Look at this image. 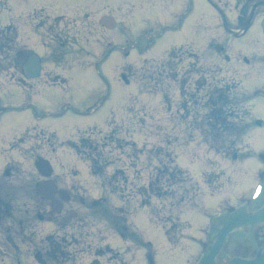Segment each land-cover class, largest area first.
Returning a JSON list of instances; mask_svg holds the SVG:
<instances>
[{"label":"rangeland","instance_id":"374dc122","mask_svg":"<svg viewBox=\"0 0 264 264\" xmlns=\"http://www.w3.org/2000/svg\"><path fill=\"white\" fill-rule=\"evenodd\" d=\"M178 1L0 0L1 25L8 23L21 25L24 16L29 15L25 26L29 24L31 33L40 34H37V39L34 40V48L43 56L45 63L50 62L47 57L55 48L56 50L59 48L65 36L69 37L66 45L69 46L71 43L72 47L69 51L72 55L76 54L75 49L81 52L82 68L84 66L89 68L90 65L96 63L95 53L105 50L104 56H108L106 61L100 65L101 75L92 68L87 70L77 66L70 68L72 62H69V67L54 68V72L65 80V84L61 82L54 85L35 83L34 91L33 84L32 86L27 85V88L33 91L30 93L18 85L3 88L4 81L0 79V88L2 87L0 106L7 108L0 113V163L15 157L22 161L20 166L15 167V172L11 177L1 175L0 202L12 203L15 208L24 207L25 212H21L23 218L30 217L32 207L35 205L39 207L40 212L50 216V221L48 219L38 221L37 218L34 221V226L38 230V239H35V242L30 231L26 234L19 228L18 220L21 215L17 209L12 210V213H7L11 215V219H6L0 224V238H13L17 246L14 247L16 249H12L5 241L0 242V264H35L32 252L37 248L48 252L46 248L49 242L57 244L61 253L73 252L68 258L70 261H65V255L61 258L59 254L54 253L56 260L50 264H124V260L127 262V251L124 248H115V238L109 239L111 235L109 230L107 231L110 227L107 224L108 220L99 206L92 205V196L87 184L92 185L94 181L86 165L80 159L76 160L74 156L69 157V153H73L77 158H83L77 155L71 147L78 140V136H89L91 139L101 140L114 134L115 138H120L128 159L125 156L115 155L114 157L120 158V162L132 161L135 168L130 165L129 167L138 172L141 179L148 178L155 169L161 167L158 163L160 159L163 162L166 160V163L169 162L165 157L166 150L161 149V146H169L168 150L177 154L178 165L188 171L199 183L203 192L200 200L206 212H212L210 208H213L215 202L214 197L205 193L203 173H207L211 180V178L214 179V175L225 172L228 175V183H225L226 185L220 190L213 184L211 191L216 194L219 190L221 196H227L231 200L245 192L248 185L254 181V174L259 165L257 154L264 147V128L248 127L246 130L248 131L249 128L250 130L245 134L246 132L240 129V122L245 115L254 121V116L262 111H259L260 108L257 107L258 101L247 102L248 100L242 96L245 86H239L238 82H244L247 78L246 70L242 68L243 57L247 55L248 59H252L258 52L264 54V37L259 33L257 19L253 24L257 32L253 31L249 37L238 40L234 35L225 34L224 31L219 30L217 25H212V22L208 20V15L211 11L214 12L213 8L206 5L210 11L202 2L199 7V3L197 4L195 0L192 13L180 30L167 32L164 37H159L156 47L144 55L139 53L129 55L134 46L139 51L146 45H151V40L159 34L156 31L153 37L145 39L146 36H143L140 39V33H137L138 30L141 34L143 33V27H146L144 23L154 24L153 20L164 21L168 16V9L176 5ZM197 1L200 2V0ZM218 6L224 9V1ZM232 6L233 4L226 6L225 12H229ZM69 12L72 15L62 20H57L54 16ZM102 13L113 15L120 22L117 28L106 30L102 27L98 19ZM231 23L235 29L234 20H231ZM131 28L133 31L137 29L134 35H130ZM157 28H159L158 24ZM19 33L20 40L29 39L33 42L32 35L24 29L21 28ZM42 33H45L43 39ZM211 33L213 36L221 34L222 37L217 38L218 41L225 40L226 50L221 54L214 52L210 46L208 47ZM16 44L21 46L22 42H16ZM187 48L195 52L193 55L200 58L199 62H205L203 69L208 83H231L236 87L239 99L232 97L231 102L234 105L228 106L235 112L233 115H227L229 122L224 123L223 126L217 125L221 143L224 140L229 143L228 138L241 137L238 142L243 151L237 154L238 161L236 162L235 160H222L221 156H216L203 145L207 144L206 140L212 142L208 132L194 131L191 133L186 126L188 111L181 112L178 107L180 95L177 86L172 82H166L169 66L173 67V71L178 67L181 70L182 65H186L191 60L187 58L191 53L180 52ZM225 54L230 55L229 61L223 59ZM181 56L184 62L179 64L176 58L179 59ZM211 60L216 64L220 63L221 71L210 69L209 61ZM261 66L264 74V66ZM231 67L236 70V75ZM47 71H49L48 68H44L42 80H45ZM13 72L11 70L9 74ZM123 73L127 75L130 82L132 81L130 84L126 85L122 82L121 74ZM50 75L53 73L48 75V80ZM199 75L198 71V77ZM248 75L250 76L249 72ZM200 80L205 82L203 78ZM156 90L166 91L167 98L172 100L166 105L167 110L164 109L165 102H160L159 96L145 95L146 92L152 93ZM132 98L142 101L135 104ZM99 100L101 101L98 105ZM94 107L96 109L91 110ZM262 116L264 117V113ZM200 119L205 121L202 114ZM226 126H232V128ZM140 132L143 136L138 140L140 136L137 138V133ZM104 142L107 140L104 139ZM186 142L192 143L195 147H186ZM239 144L237 143L235 147L238 148ZM196 147L202 151L198 153V161H191L190 153L192 151L195 153L194 148ZM245 147L250 149L249 157H245ZM10 149H14L15 155ZM229 149L228 157L232 159V155L237 151L233 149V146ZM66 152H68L67 155ZM37 156L48 158L55 166L53 177L59 183V187L71 191L72 196L76 194L75 196L78 197L77 202L72 199L64 203L62 215H56L51 211L49 203L35 194L34 186L40 179L33 165ZM70 158L73 161H70ZM79 168L82 171V178ZM133 170L129 171L130 175ZM225 179L224 177L223 180ZM80 198H85L86 202H84L85 205L79 207L77 204ZM138 203L134 188H126L119 206L124 209V216H122L126 217L131 204L138 206ZM67 215H79V217L67 220ZM190 215L192 225L201 224L204 221V215L189 211L182 214V219L190 220ZM131 218L140 238L151 245L157 264L184 262L190 253L189 247L184 245L187 242L181 241L182 244L175 246L177 251L173 257L171 248L174 246L170 247L163 229L160 226L156 227L149 220V213L146 209L136 210ZM66 222L68 224L62 226ZM81 224L82 227L79 229ZM186 225L183 223L178 226L180 235L188 233ZM129 227L133 232V227L131 225ZM5 229H8V233H5ZM83 233L87 235L81 237ZM195 234H198V231ZM17 237L24 240L21 242L20 239H16ZM117 243L120 244L118 239ZM136 244L141 245L144 242L140 240V243L136 242L131 247L135 248ZM148 245L145 244L137 250L136 261L144 258ZM110 247L112 250L109 249ZM80 249H83V252Z\"/></svg>","mask_w":264,"mask_h":264},{"label":"flooded vegetation","instance_id":"af4514ba","mask_svg":"<svg viewBox=\"0 0 264 264\" xmlns=\"http://www.w3.org/2000/svg\"><path fill=\"white\" fill-rule=\"evenodd\" d=\"M251 1H253V0H251ZM245 22H246V21H244V23H245ZM218 49H219V50H224V49H223V46L219 47ZM180 52L183 53V54L191 53V54H188V57H193V58L196 60V61L192 62V66L195 67V65H196L197 62L199 61V57H195V56L193 55V53H195V52L191 51V48H187V49H185V50H181ZM180 58H181V59H180ZM180 58H179L180 61H183V60H184V58H182V56H181ZM247 63H248V62H247ZM254 81H255V82L258 81L257 77L254 78V79H252V82H254ZM238 243H240V241H238ZM219 264H222V260L219 261Z\"/></svg>","mask_w":264,"mask_h":264}]
</instances>
